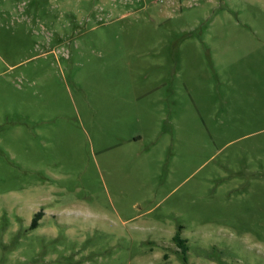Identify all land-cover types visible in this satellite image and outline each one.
<instances>
[{
    "label": "rangeland",
    "instance_id": "1",
    "mask_svg": "<svg viewBox=\"0 0 264 264\" xmlns=\"http://www.w3.org/2000/svg\"><path fill=\"white\" fill-rule=\"evenodd\" d=\"M0 264H264V0H0Z\"/></svg>",
    "mask_w": 264,
    "mask_h": 264
},
{
    "label": "trees",
    "instance_id": "2",
    "mask_svg": "<svg viewBox=\"0 0 264 264\" xmlns=\"http://www.w3.org/2000/svg\"><path fill=\"white\" fill-rule=\"evenodd\" d=\"M38 214H36L35 219L33 220L32 223V227H36V221L38 220ZM174 240L176 241L177 245L180 247V249L182 250V252L186 253L188 251V246L186 244V240L181 238L180 236V232H178L175 236H174Z\"/></svg>",
    "mask_w": 264,
    "mask_h": 264
}]
</instances>
